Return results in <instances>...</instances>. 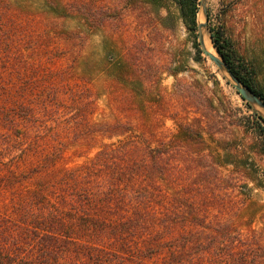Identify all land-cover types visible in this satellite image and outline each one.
<instances>
[{"label": "trees", "instance_id": "16d2710c", "mask_svg": "<svg viewBox=\"0 0 264 264\" xmlns=\"http://www.w3.org/2000/svg\"><path fill=\"white\" fill-rule=\"evenodd\" d=\"M169 2L198 39L200 0H0V264H264V206L249 198L246 159L216 153L203 117L191 121L154 87L144 13L161 25ZM127 13L139 39L120 53ZM209 32L264 101L256 65ZM95 35L102 58L81 60Z\"/></svg>", "mask_w": 264, "mask_h": 264}, {"label": "rangeland", "instance_id": "374dc122", "mask_svg": "<svg viewBox=\"0 0 264 264\" xmlns=\"http://www.w3.org/2000/svg\"><path fill=\"white\" fill-rule=\"evenodd\" d=\"M168 5L173 16L161 25H155L157 19L153 10L147 8L144 13V19H152L145 21L144 40L151 56L152 69L149 73L153 77L154 87L157 89L160 83L164 93L169 96L166 102L180 109L183 115L189 114L191 121L195 117H203L206 138L216 153L222 154L223 146L238 150L239 156L246 159V163L240 165L247 170L252 179L247 181L249 198L257 207H262L264 206V189L261 187L264 184V122L257 120L254 112L247 109L230 76L218 69L205 54L202 58L198 55L195 43L200 44L199 33L196 39L195 34L186 26L177 6L172 2ZM199 7V24L208 23L204 32L211 39L210 29H221L231 40L237 53L256 65L264 89V0H200ZM204 8L207 10V15L209 14V20ZM166 14V11L162 12L163 16ZM137 24L136 15L128 13L125 23L120 22L118 52L124 53L125 47H131L138 42L139 38L135 36L136 31H139ZM85 58H90L92 61L102 58L100 35H95L88 41L81 60ZM71 64L72 61L69 59L62 62L65 68ZM99 86L100 83L97 87ZM98 102L105 114L110 116L107 99L104 97ZM255 109L264 115V110L258 107ZM101 117L102 115L97 114L95 120H100ZM176 128L172 120H167L165 129L168 132L174 133ZM75 150L76 148L72 147L70 155H73ZM97 150L98 148H95L83 158L74 157L69 165L73 166L92 158ZM233 168V166L223 168L224 174L229 173ZM262 225L257 223L255 227L259 229Z\"/></svg>", "mask_w": 264, "mask_h": 264}, {"label": "water", "instance_id": "95a60500", "mask_svg": "<svg viewBox=\"0 0 264 264\" xmlns=\"http://www.w3.org/2000/svg\"><path fill=\"white\" fill-rule=\"evenodd\" d=\"M203 6H205L204 3H202ZM204 13L205 15H207V10L206 8H204ZM208 26V23H200L198 26V33H199V42L201 44V48L204 52V54L211 60L212 63H214L218 69H220L221 71L226 72L231 80L234 82L235 84V89L238 92V94L251 106H255L258 107L262 110H264V101L262 99H260L252 90H250L248 87L244 86L242 84V82L240 80H238L230 71V69L228 68L227 64L223 61V59L221 58V56L219 55V53L216 51L218 56H214L210 53H208L205 50L204 47V41H203V31L204 29H206Z\"/></svg>", "mask_w": 264, "mask_h": 264}, {"label": "bare ground", "instance_id": "6f19581e", "mask_svg": "<svg viewBox=\"0 0 264 264\" xmlns=\"http://www.w3.org/2000/svg\"><path fill=\"white\" fill-rule=\"evenodd\" d=\"M203 41H204V47H205V50L214 55V56H218L217 53H216V50L215 48L213 47L212 45V42H211V39L210 37L208 36V34L206 32L203 31Z\"/></svg>", "mask_w": 264, "mask_h": 264}]
</instances>
